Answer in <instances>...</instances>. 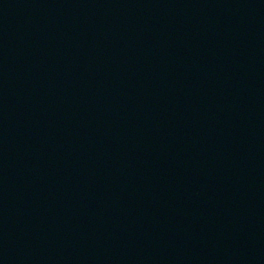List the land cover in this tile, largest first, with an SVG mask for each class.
<instances>
[{"label": "water", "instance_id": "1", "mask_svg": "<svg viewBox=\"0 0 264 264\" xmlns=\"http://www.w3.org/2000/svg\"><path fill=\"white\" fill-rule=\"evenodd\" d=\"M0 264H264V0H0Z\"/></svg>", "mask_w": 264, "mask_h": 264}]
</instances>
